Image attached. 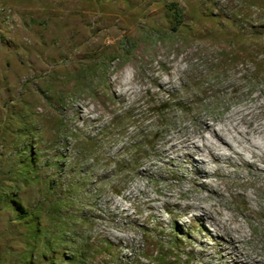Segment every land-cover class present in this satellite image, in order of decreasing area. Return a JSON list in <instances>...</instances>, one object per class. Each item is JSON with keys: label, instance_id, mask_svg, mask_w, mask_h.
I'll list each match as a JSON object with an SVG mask.
<instances>
[{"label": "rangeland", "instance_id": "obj_1", "mask_svg": "<svg viewBox=\"0 0 264 264\" xmlns=\"http://www.w3.org/2000/svg\"><path fill=\"white\" fill-rule=\"evenodd\" d=\"M173 5L184 12L177 25ZM181 88L191 113L166 133L149 114L139 128L158 130L155 148L138 173L115 169L136 136L134 125L117 136L124 112ZM249 112L264 128V0H0V184L16 199L8 207L0 188V264H67L75 252L43 239L31 247L33 225L16 222V209L45 202L10 176L23 151L40 159L35 178L54 184L66 218L82 217L76 239L78 250L91 247L88 264H149L153 236L138 227L156 225L166 241L181 239L182 262L264 264V137H251L255 149L234 130L245 132ZM210 125L232 130L250 167L234 156L220 177L211 156L188 157ZM209 182L216 195L199 188ZM43 217L34 223L52 239Z\"/></svg>", "mask_w": 264, "mask_h": 264}, {"label": "trees", "instance_id": "obj_2", "mask_svg": "<svg viewBox=\"0 0 264 264\" xmlns=\"http://www.w3.org/2000/svg\"><path fill=\"white\" fill-rule=\"evenodd\" d=\"M170 11L173 13L176 25L181 23L184 19V12L180 11L179 6L173 5V8H170ZM222 62L223 60L220 64H222ZM232 62L233 61H231L229 64H232ZM253 62L256 63V61ZM208 82L203 84L197 83L198 87L194 90L197 95H203L202 93H205V91H203V87L208 84ZM211 84L213 86L218 85L215 84L213 80H211ZM184 91L185 89L182 88L177 91H164L162 96L158 95L157 99H153V96L150 95L151 98L145 103V106L138 107L136 110L132 108L129 111L124 112L123 120L128 122H120L119 128H117L116 126L115 130L117 132V136H119L120 138L126 135L128 128L133 125L136 126V136H134L130 139V141L124 144V147L122 149L123 157L117 158L116 161L113 162L115 169H117L119 172L130 169L131 172L138 173V170L141 168L138 161L141 159V157H144L155 148L157 136L156 134L158 130H161V133L170 132L172 126H179L181 124V121H183L184 118H186L191 113V111L187 109V105L184 104ZM148 94L149 92L147 93V95ZM142 109L144 111H142ZM152 114L154 118H159L161 120V125L159 126V129L156 130V134L147 132V134L145 135L143 133L144 130L139 128V126H142L149 119L148 115L149 117H152ZM175 114L177 116L173 117V115ZM135 117L139 119H135ZM106 139L107 138H105L103 144H105V141H107ZM87 143L89 144V149L87 150L89 155L87 156L89 157V160L96 161L95 158L92 157V154H96L98 152L97 140L88 137ZM129 155L131 160L126 159ZM39 162L40 159H38L37 156L33 157V155L27 154L23 151L22 153L20 152V155L17 156L18 167L12 168L13 171L11 172L10 176L16 182L15 183L13 181V183L19 184L21 182H24L26 186L30 184L34 185L35 188H38V191L41 192L42 190L41 196L43 198L45 197V202L42 204L39 203L38 208L35 206V209L32 210L24 209L25 213L23 215L21 214V211H18L19 209H16V213L19 217L15 220L16 222H27L28 224H30V226L33 225L34 232L30 228L31 232L28 235V244L31 243V247H33L35 244L40 243L42 239L46 247L50 249L55 247V242L58 244V246L63 243H67L66 246L73 247L75 249L73 256L67 260V264H88L89 258L86 254L91 251V247L82 246L80 250H78V240L76 239L79 233L78 224H81L84 221L82 217L77 215V213H74L69 218H66V215L63 213L62 210L63 207L67 204L61 199L60 201L52 199V197L55 196L54 184L52 187L47 188L46 183L42 179H39L38 177L35 178V173L37 172V167H39ZM96 162V165L100 164L98 160ZM44 187L47 188V190H45V194ZM0 188L2 190L1 200L4 201L8 207L11 205L14 206L16 199H14L13 195L10 192H4L2 182L0 184ZM14 189H17V185L16 187H14ZM49 198H51L52 200L50 201ZM17 204L21 206L20 203ZM19 208L20 210H22L21 207ZM62 213L64 216L62 215ZM43 214L47 217H43L42 219L46 218L52 223V229L55 228V236L52 239L45 240V237H47L46 227H40L39 224L34 223L36 220L41 218ZM138 228L141 229V232H143L144 234L153 236V241L150 245L153 247L155 255H146L145 257L146 260L149 261V264L189 263L188 257L185 262L181 261V255L185 251H182L184 244L181 242V239L170 238L168 241H166L162 238L163 228L159 225L153 226L151 228H146L143 226H140ZM67 233L71 235V238L68 242L67 240H65V238L69 236V234ZM86 248L87 250H85ZM35 250L36 249L33 248V251L30 253L29 259L36 258L34 253ZM99 250L102 249H98L95 252H98Z\"/></svg>", "mask_w": 264, "mask_h": 264}, {"label": "bare ground", "instance_id": "obj_3", "mask_svg": "<svg viewBox=\"0 0 264 264\" xmlns=\"http://www.w3.org/2000/svg\"><path fill=\"white\" fill-rule=\"evenodd\" d=\"M118 80V79H117ZM110 86V84H109ZM113 86V85H112ZM111 87V86H110ZM83 109V108H82ZM253 116L251 112L245 114L242 117V124L245 126V132H242L239 125L234 128L235 133L241 136L248 143L252 144V147L257 149L256 145H253V141L251 137L253 135H259L264 137V128L262 125H259L256 121H254V116L250 119L249 117ZM253 119V120H252ZM237 125V124H236ZM206 132L210 133V137L208 138L205 134L200 136V144L192 141L187 148L188 157L193 158L195 155H203L206 154L211 156L214 160L213 163L215 166V175L223 176L225 175L222 167L220 166L222 163L232 165L233 157H237L241 159L244 165L251 166L252 162H248L242 153H240L227 139V135L232 134L228 129H220L219 131L215 130L214 125L208 126ZM204 131V130H203ZM236 136V135H235ZM236 138V137H235ZM238 139V138H237ZM188 142V141H186ZM239 143V142H238ZM254 158H258V155L255 151L252 152ZM176 174V173H175ZM174 174V175H175ZM207 177L212 178L211 174L207 173ZM200 189L209 191L210 194L216 195L218 193V189L213 186V183L209 182L207 184L202 183L199 187Z\"/></svg>", "mask_w": 264, "mask_h": 264}]
</instances>
